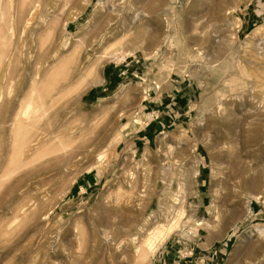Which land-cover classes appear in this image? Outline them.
Masks as SVG:
<instances>
[{"label":"rangeland","instance_id":"374dc122","mask_svg":"<svg viewBox=\"0 0 264 264\" xmlns=\"http://www.w3.org/2000/svg\"><path fill=\"white\" fill-rule=\"evenodd\" d=\"M0 264H264V0H0Z\"/></svg>","mask_w":264,"mask_h":264},{"label":"bare ground","instance_id":"6f19581e","mask_svg":"<svg viewBox=\"0 0 264 264\" xmlns=\"http://www.w3.org/2000/svg\"><path fill=\"white\" fill-rule=\"evenodd\" d=\"M159 231H160V232L157 233V234H155V235L150 239V241H151L152 239L155 241V240L159 239V238L163 235L164 230H159Z\"/></svg>","mask_w":264,"mask_h":264}]
</instances>
